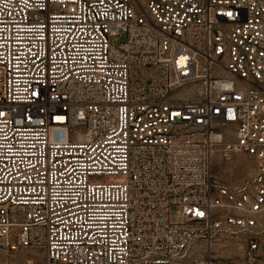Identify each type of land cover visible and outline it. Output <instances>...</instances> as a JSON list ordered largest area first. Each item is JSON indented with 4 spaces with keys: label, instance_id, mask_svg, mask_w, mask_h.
<instances>
[{
    "label": "built area",
    "instance_id": "obj_1",
    "mask_svg": "<svg viewBox=\"0 0 264 264\" xmlns=\"http://www.w3.org/2000/svg\"><path fill=\"white\" fill-rule=\"evenodd\" d=\"M216 151L255 164L217 178ZM25 248L264 264V0H0V250Z\"/></svg>",
    "mask_w": 264,
    "mask_h": 264
},
{
    "label": "rangeland",
    "instance_id": "obj_2",
    "mask_svg": "<svg viewBox=\"0 0 264 264\" xmlns=\"http://www.w3.org/2000/svg\"><path fill=\"white\" fill-rule=\"evenodd\" d=\"M254 160L243 154L238 153L231 161H224L219 151L213 155V175L217 178H227L232 181L240 180L245 177L254 165ZM236 167L234 171H225V167ZM176 215V210L172 212ZM28 259L35 262H42L45 259V251L42 248H25L14 254H8L0 250V264H21Z\"/></svg>",
    "mask_w": 264,
    "mask_h": 264
}]
</instances>
